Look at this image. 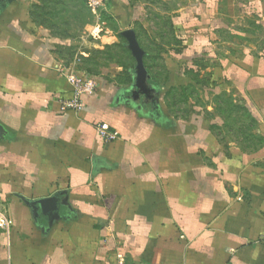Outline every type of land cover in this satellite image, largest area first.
<instances>
[{
    "label": "crops",
    "instance_id": "0c3cea01",
    "mask_svg": "<svg viewBox=\"0 0 264 264\" xmlns=\"http://www.w3.org/2000/svg\"><path fill=\"white\" fill-rule=\"evenodd\" d=\"M170 1L109 0L108 25L86 0H0V264H264V0ZM129 29L152 98L134 96L133 59L90 68L99 48L133 57ZM71 71L97 81L79 112L59 102ZM224 91L253 127H224Z\"/></svg>",
    "mask_w": 264,
    "mask_h": 264
},
{
    "label": "rangeland",
    "instance_id": "374dc122",
    "mask_svg": "<svg viewBox=\"0 0 264 264\" xmlns=\"http://www.w3.org/2000/svg\"><path fill=\"white\" fill-rule=\"evenodd\" d=\"M152 2L153 6H155L158 10L162 12H169V5L167 4L170 0H149ZM174 2V0H171ZM170 1V2H171ZM175 2L183 3V0H175ZM73 11L67 12L63 19L69 20L72 18V15L76 17V22H79V14L78 12H75V14L72 13ZM171 12V11H170ZM163 13V12H162ZM159 12L155 10H149L148 16L151 21V23L154 24L153 27L156 29L165 39L164 41H168L172 44V37H171V26L169 23L168 18L165 16L161 17L159 16ZM107 15L104 12L98 13V20L101 23L112 24L107 19ZM86 21H89V17L86 11L82 10L81 13V24H84ZM91 59L90 68L92 70L99 71L100 67H103L108 64V61L111 59H117L118 61L122 63H130L131 60L134 57L128 58L127 54L123 49L119 48H104V49H97ZM135 61V59H133ZM136 62V61H135ZM188 94V95H187ZM190 96V92L186 93L183 92L182 94H177L174 99L178 100L179 103H182L181 105H178V113H185V102L186 98ZM235 96L231 91H224L221 92L219 95H214V97L211 99L212 103L215 107L216 114L220 115L221 118L225 121L224 127L232 130L233 127H238L241 131H246L249 129V126L251 125L253 127V122H251L246 109L241 104H237L238 102H235ZM198 99V97L195 98V100ZM238 130V128H237Z\"/></svg>",
    "mask_w": 264,
    "mask_h": 264
},
{
    "label": "built area",
    "instance_id": "2783aa9c",
    "mask_svg": "<svg viewBox=\"0 0 264 264\" xmlns=\"http://www.w3.org/2000/svg\"><path fill=\"white\" fill-rule=\"evenodd\" d=\"M109 0H86L89 9L98 13L105 9ZM67 80L70 83L73 90V97L70 100H60L62 111H75L79 112L83 108V97L86 95L92 96L97 92V81L95 77L86 73L79 74L75 71H71L66 74ZM97 131L105 142H111L117 139V134L112 132L107 126H97ZM0 226L8 229L10 227V221L6 218L5 213L0 212ZM148 264V263H139Z\"/></svg>",
    "mask_w": 264,
    "mask_h": 264
},
{
    "label": "water",
    "instance_id": "95a60500",
    "mask_svg": "<svg viewBox=\"0 0 264 264\" xmlns=\"http://www.w3.org/2000/svg\"><path fill=\"white\" fill-rule=\"evenodd\" d=\"M12 1V0H8ZM127 41V47L129 51L131 52L132 56L134 57L136 61L135 65V87L136 90L134 92V96L136 98L141 97V95L147 97V98H152L151 90L149 87V80H150V75L145 67L144 63V57H145V52L143 49L140 47V44L138 42L136 33L134 30L129 29L124 31L121 34ZM56 202V198L52 197L49 199H41L36 202H33L32 204L35 206H39L41 209L45 208H51L53 207Z\"/></svg>",
    "mask_w": 264,
    "mask_h": 264
},
{
    "label": "trees",
    "instance_id": "16d2710c",
    "mask_svg": "<svg viewBox=\"0 0 264 264\" xmlns=\"http://www.w3.org/2000/svg\"><path fill=\"white\" fill-rule=\"evenodd\" d=\"M88 75H90V73H88ZM184 92V91H183ZM175 97V96H174Z\"/></svg>",
    "mask_w": 264,
    "mask_h": 264
}]
</instances>
